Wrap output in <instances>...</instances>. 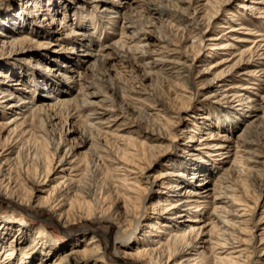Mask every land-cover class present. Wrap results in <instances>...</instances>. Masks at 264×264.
<instances>
[{"label": "bare ground", "instance_id": "6f19581e", "mask_svg": "<svg viewBox=\"0 0 264 264\" xmlns=\"http://www.w3.org/2000/svg\"><path fill=\"white\" fill-rule=\"evenodd\" d=\"M160 1V4L155 5L152 0H95L93 4L97 9L101 3L103 5L101 9L107 10L111 15L110 18L120 15L126 20L127 24L124 26L125 29L122 28V36L129 39L125 40L123 37L113 41L110 45V48L124 54L123 61L127 60L146 76L154 73L155 69L174 67L178 69L185 80L192 84L194 78L190 64L168 59L162 55L150 60L146 53V43L142 38L145 31L140 32L144 29V23L134 18V15L144 7L147 8L148 13L155 14L160 19L169 14L173 16L176 13H179L180 17L181 13L187 12L186 6H182L185 0ZM23 2L25 8L26 5L33 8V15L40 13L45 16L50 13L45 11V13H38L40 6H43L38 5L39 0H20L17 12L0 13V35L5 37L4 42L19 48L25 49L22 47L24 43H31L36 48H45L47 51H39L37 55L44 60L52 58L53 65H56L64 55L60 53L61 50L53 47L52 40H37L27 36V31L36 36L39 32L34 30V22L28 18L26 13L30 12H26L28 9L22 7ZM49 5L50 3L44 10H49ZM213 6L217 11L215 5ZM0 9H2L1 5ZM64 12L63 9L61 13ZM214 13L215 11L209 7L208 20ZM83 14L81 11L82 17L86 18ZM50 18L51 23L65 25L64 18H56L53 15H50ZM218 27L225 28L226 26L221 24ZM14 30L17 31L16 34L8 33L14 32ZM64 30L65 34L74 33L69 28ZM164 32L160 31L159 39L165 45H170L172 42L169 37L171 28L168 24H165ZM224 45L217 46L224 47ZM59 46L62 44L59 43ZM108 46V44L105 45V47ZM51 47L53 48L50 49ZM19 48L8 50L7 55L21 51ZM82 51L91 52L90 48ZM22 52L26 51L22 50ZM91 56V59L94 58V62H91L94 72L101 68L105 59L104 54L100 53ZM40 60H36L39 65L41 64ZM70 61L68 59L64 63L61 62V67L64 69L59 70L58 75L66 81L74 83H78L75 81L77 77L83 79L79 84L80 89L75 90L78 91L77 101L80 102V107H83L88 113L85 127L83 126L84 130L81 132L83 151H87L84 161L86 174L81 177L80 171L73 173L71 165L74 161L70 160L73 155V147L64 145L61 133L56 134L57 137L53 136L51 141L47 140L50 138L48 127L53 125L48 110H57L56 113H58V110L65 109L66 104L71 100L70 96H64V94L58 96L50 92V95H47V100L44 101L31 102L32 93L26 97L27 99L22 98L23 92L21 91L27 86L31 88L32 85L36 88L34 89L35 94L46 90L56 89L58 91L56 79L52 80L46 76L43 79H36L35 74H38V71L28 59L24 61L25 68L16 63L11 67L14 70L19 68L21 71L17 72L20 73V76L23 75L20 84L15 82V84L21 85L19 89L22 90L19 92L3 86L4 79L13 81L16 79H9L13 72L9 70L6 72L7 69L4 70L0 67V103H6L5 106H8L15 115L14 118H17L15 124H13L14 122L9 123L10 120L0 124V195L25 202L29 207L46 209L50 213L49 219L55 220L65 227L66 232H71V225L74 224L76 218H81L83 211L87 212L95 222L104 219L113 221L117 225L116 252L132 259V264H264V203L263 208L258 209L257 214L255 213L260 198H264V127L262 126L264 116H257L256 119L246 120L242 123L239 133L236 134L238 136L235 141L236 147H233L232 150L228 148L223 150V145L220 143L208 144V154L209 150H212L216 156L214 160L222 162L224 157L231 155L227 161L220 164L221 174H215L209 182L207 181L210 175L208 161L196 152L197 149H193V153H190L191 156L188 158L169 159L162 162V168L167 169L157 170L148 175L147 179L150 181L147 189L138 193L140 188L129 180L133 175H129L133 173L131 169L143 172L145 169L151 168L153 162L167 154L173 141L167 137L170 133L166 129V125L147 118V112L143 109L124 102L121 99L122 90L116 85L117 83L107 79V83L103 82L102 84L107 88L105 90L94 81L88 82L82 71H73ZM240 61L239 58L237 63ZM210 65L208 64V67ZM156 75L163 85L170 83L167 78L158 73ZM227 85L222 81L218 86L226 90ZM237 93H225L223 96L237 98L242 106L244 98H240L241 94ZM95 98L100 101H108L111 105L117 104V100L120 103L122 101L121 107H118L122 113L139 116L143 120L145 117L144 121H147L148 126L159 131L157 137L151 138L161 141L162 146L146 145L141 147L132 139H125L127 146L132 147L133 151L120 149L119 152H116L113 145L104 138L106 130L100 129V125L97 124L101 118L92 120L94 115H99L97 109L100 105ZM154 98L164 104L158 96ZM164 105L168 111L171 110L169 105ZM117 106L115 105V107ZM108 111L105 110V112ZM51 115L53 114L51 113ZM211 115L216 119V123L241 124L238 121L234 123L235 114L224 107L217 108ZM38 122L39 127L36 131L46 141L47 147L52 149L48 155L44 153L46 150L40 144L37 146V150H28V154L26 149L22 148L21 141H25V138L32 136L30 140H35L32 125L34 126ZM9 124H13V126L10 127ZM2 132H6V134L2 136ZM18 133L21 135L24 133V138H19ZM216 134L219 137L224 136L219 132ZM166 140L171 144H168ZM40 151L44 162L38 170L35 167V161H31L28 157H39ZM48 157L55 159L46 163ZM112 162L115 163L112 164L113 167L118 164V167H115L116 170H119L118 172L124 170V172L118 173L119 179H115L114 175L113 178L116 185L122 184L121 188L125 189V192H123L124 190L117 192L118 186L117 188L113 185L106 187L103 184H98L99 181L94 179L97 174L108 179L113 170V167H109ZM124 165H128L127 168ZM186 170L189 171V176L184 174ZM79 177L81 178L78 179ZM158 181H162L159 193L156 190H151L154 183ZM148 190L151 191L150 195L157 198L151 204V213L155 215L153 218L149 216V221L141 225L139 217L141 210L143 212L144 209L141 207L139 209L138 203L141 201L143 204L142 201L147 196ZM162 193L165 195H161ZM107 199L112 200L109 206ZM191 212L203 214V218H190L188 213ZM2 217L0 216V218ZM183 217H187L188 222L179 225ZM0 222V243L2 247H5L6 252L0 257V264H108L104 260V251L110 241L105 237V244H103L98 237V229L93 226H89L79 237L72 234L73 244H77L85 238L82 245L68 253L60 254V251L53 245L55 241H58L57 238L53 237L52 239L51 236L52 241L44 242V237L49 234L47 227L42 223L29 232L22 230L25 228L23 225L13 227L6 224L4 219ZM171 224L177 229L169 231ZM159 227L162 228L159 229ZM131 243H133L132 246H130ZM200 244H205L204 248H208L207 260L200 259L202 251L196 249ZM14 254L18 255V263L11 260L14 258ZM90 259L93 260L92 263L88 262Z\"/></svg>", "mask_w": 264, "mask_h": 264}, {"label": "rangeland", "instance_id": "374dc122", "mask_svg": "<svg viewBox=\"0 0 264 264\" xmlns=\"http://www.w3.org/2000/svg\"><path fill=\"white\" fill-rule=\"evenodd\" d=\"M94 1L39 0L38 5L43 6H40L39 10L37 9L38 13L44 11L50 12L49 15L47 14L45 16L40 13L33 15V8L26 5L28 9L26 12H30L26 14H28L29 19L33 20L34 30L39 32L36 36L27 31V36H31L37 40H52L53 47L61 50L60 53L64 56L60 58L56 65H53L52 58L49 57L50 59L44 60L37 55L39 51H47L45 48H36L31 43H24L22 47L25 49L19 48L16 45H9L7 42H4L5 37L0 35V67L4 70L7 69L6 72L8 70L13 72L9 79H16V81L4 79L3 86L18 92L22 90L19 89V86H21L19 84L21 82L20 80L23 79V75L20 76V73L17 72L21 70L19 68L18 70H14L11 67L12 64L16 63L25 68L26 66L23 64L28 59L32 63L31 65L38 71V74H35L36 79H43L46 76L52 80H57L58 91L56 89L51 91L46 90L42 91V93L35 94L34 89L36 88L32 85V89L27 86L26 89L21 91L23 92L22 98H26L32 93L33 97H30L31 102L44 101L47 100V95H50V92L58 96H62V94L64 96H70L71 100L66 104L65 109L58 110V113H56L57 110H48L54 130L52 131V127H48L50 138L47 140L49 142L53 136L57 137L56 134H62L64 145L73 147V155L70 158V160L74 161L71 165L74 171L73 173L80 171L82 173L81 177L87 172L86 168H84L87 151H83L84 145L82 144L81 132L84 130L88 113H86L83 107H80V102L78 103L77 101L79 97L78 91L75 90L80 89L79 84L83 79L77 77L75 81L78 83H74L66 81L58 75L59 70L64 69L61 67V62L64 63L68 59L71 60L70 64H72L71 68L73 71H82L83 76H85L88 82L94 81L100 84L103 89L107 90L102 84L103 82L107 83V79H111L121 88V99L124 102L143 109L147 112V118L166 125V129L170 133L167 137L173 141L171 144L166 140L168 144H171L170 149L167 150V154L160 157L156 162H153L151 168L145 169L143 172L137 171V169H131L133 173L129 175H133L129 180L136 187L140 188L138 193H141V190L147 189L150 181L147 179L148 175L155 173L157 170L167 169L162 168V162H166L169 159L180 160V158H188L191 156L190 153H193V149H197L196 152L208 161V170H210L208 182L213 179L215 174H221L222 170H219L220 164L225 160L227 161L231 155L224 157L222 162L221 160H214L216 156H214L212 150H209L208 154V144L220 143L223 145V150L226 148L232 150L233 147H236L235 141L238 137L236 134L239 133L242 123L246 120L256 119L257 116H264V0H219L218 2L217 0H185L182 6H186L187 12L181 13L180 17L179 13L173 16L172 14L164 15L165 17L161 19L155 14L148 13L146 7L139 10L135 6L140 12L135 14L134 18L144 23V29L140 30V32L145 31L144 37L142 38L145 40V49L150 60L158 57V55H162L168 59L190 64L194 78L192 84L185 80L178 69L174 67H165L162 70L155 69L153 71L154 73H152L153 75L149 74L146 76L139 68L137 69V67H134L127 60L124 59L123 61L124 54H120L119 50L110 48V45L113 41L120 40L123 37L125 40L129 39L128 37L125 38V36H122V28L125 29L124 26L127 24L126 20L121 18L120 15L110 18V13L107 10L101 9L103 7L101 3H99L97 9L94 8ZM152 1L155 5L161 2L160 0ZM48 3H50L49 10H44ZM0 5L2 6L0 13H15L20 5V0H0ZM213 5H215L217 11L213 8ZM149 6L152 7L153 5ZM22 7L26 9L24 2L22 3ZM209 7L215 13L208 20ZM63 9L65 12L61 13ZM81 11H83V15L86 18L82 17ZM50 15L56 18L60 17V19L64 18L65 25L61 26L60 23L56 22L51 23ZM165 24H168L171 28L169 37L172 42L170 45H165L159 39L160 31L162 33L164 32ZM221 24L226 27H218ZM67 28L73 30L74 33L65 34L64 29ZM8 33L13 35L17 31L14 30V32ZM59 43L62 46H59ZM107 44L109 46L105 47ZM219 44H225L226 46H217ZM18 48L21 51L7 55L8 50ZM86 48H90L91 52L82 51ZM22 50L26 52H22ZM98 53L104 54L105 62L102 65L103 67L100 66L101 68L99 67V70L97 69L93 72L91 66L93 65L94 58L91 59V55ZM239 58L241 61L237 63ZM37 59H41L39 61L41 62L40 65L36 62ZM208 64L211 65L208 67ZM220 71L223 72L221 73ZM156 73L167 78V81L169 80L170 83L163 85ZM94 74L96 75L95 77ZM216 74L219 75L217 76ZM222 81L229 85L225 88L226 90L218 86L221 85ZM15 82L19 84H15ZM230 85L233 86L231 87ZM232 92H238L237 94H241L240 98H244L242 106L237 98L223 96L225 93L229 94ZM155 96H158L164 104L169 105L171 110L168 111L164 107V104L160 103L159 100H155ZM88 97L92 98L91 96ZM95 99L98 100V104L100 105L98 107L99 109H97L99 110V115H94L92 120L101 118V121H98L97 124L100 125V129L106 130L104 132V138H106L109 144L113 145V149L116 152H119L120 149H125L130 152L133 151L132 147L127 146L128 144L125 139H132L134 142L139 143L141 147L146 145L162 146L163 143L161 141H156L151 138L157 137L159 131L158 129L149 127L146 123L147 121H144L145 117L143 120L139 116L122 113L118 109V107H121L122 101L120 103L117 100V104L111 105L108 101H100L98 98ZM5 105L6 103H0V124H4L7 120H10L9 123L14 122L13 124H15L17 118H14L15 115H13L12 110ZM115 105L118 106L115 107ZM222 107L227 108L228 111L235 114L234 123L238 121L241 124L216 123V119L211 114L217 108ZM105 110L109 111L105 112ZM13 124H9L10 127ZM262 126L264 127V124ZM38 127L39 122L34 126L32 125L35 140H30L32 136L25 138V141H21L22 148L26 149L28 154V150H37V146L40 144L46 150L44 153L48 155L52 149L47 147L46 141L36 131ZM218 132L224 136L219 137L216 134ZM19 133L17 136L24 138L25 134L23 133L21 135ZM4 134L6 132H2V136ZM28 158L31 161H35V167L37 169H40L44 162L41 151L39 157L34 158L29 156ZM51 159L54 160L55 158H46V163L50 162ZM112 164L115 163L112 162L109 167H113ZM117 165L115 167H118ZM127 166L125 167L127 168ZM115 167H113L108 179L106 177L103 178L99 174L94 179L99 181L98 184H103L106 187L113 185L117 188L118 186L117 192H120V190H124L123 192H125V189L121 188L122 184L118 183L116 185L113 178L114 175L115 179H119L118 173L124 172V170L118 172L119 170H116ZM129 167L133 168L131 166ZM188 172L186 170L184 174L189 176ZM161 182L154 183L151 190H156V192L161 191ZM127 192L129 193L128 190ZM150 192L148 190L147 196L142 201L143 204L141 201H137L139 202V209L140 207L144 209L143 212L141 210L142 215L140 214L139 217L141 225L149 221V216L153 218L155 215L151 213V204L157 198L150 195ZM161 195H165V193ZM111 201V199H107L108 206ZM263 203L264 198H260L256 208V214L258 209L261 210L263 208ZM49 214V211L44 208L29 207L25 202L0 195V216H3L0 218V221L4 219L6 224L12 225L13 227L23 225L25 228L22 230H28L29 232L39 223H42L47 227L49 234L44 237L45 241L44 239L43 241L49 243L53 237L57 238L58 241H55L53 245L60 251V254L68 253L70 250L77 249L79 245H82L85 238L81 239L77 244H73L72 234L78 235L79 237L89 226H93L98 229V237H100L103 244H105V237L110 241L107 243L104 251V260L106 263H133L132 259L116 252L117 240L115 237L117 225L113 221L104 219L95 222L88 216L87 212L85 213L83 211L81 212V218H76L74 224L71 225V232H66L65 227L55 220L49 219ZM188 215L190 218H203V214H196L195 212L188 213ZM186 218L183 217L179 225L186 224L188 222ZM161 228L159 227V229ZM174 229H177L176 226L171 224L169 231H173ZM165 230L168 231V229ZM160 236H163V234H160ZM1 245L0 243V257L6 253L4 250L5 247ZM132 245L133 243L130 244V246ZM204 246L205 244H200L196 248L202 251V255L200 256L201 260L208 259V248H204ZM17 258L18 255L14 254V258L11 259L12 262L18 263L19 260ZM91 261L93 260H88V262L92 263Z\"/></svg>", "mask_w": 264, "mask_h": 264}]
</instances>
